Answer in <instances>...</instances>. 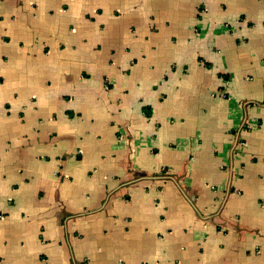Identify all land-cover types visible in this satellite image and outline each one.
I'll return each mask as SVG.
<instances>
[{"label":"crops","instance_id":"obj_1","mask_svg":"<svg viewBox=\"0 0 264 264\" xmlns=\"http://www.w3.org/2000/svg\"><path fill=\"white\" fill-rule=\"evenodd\" d=\"M0 264H264V0H0Z\"/></svg>","mask_w":264,"mask_h":264}]
</instances>
